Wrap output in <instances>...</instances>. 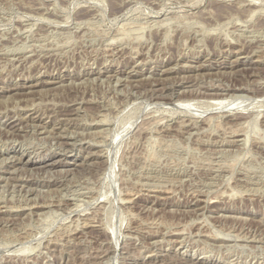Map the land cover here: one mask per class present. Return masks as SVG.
<instances>
[{
    "label": "rangeland",
    "instance_id": "obj_1",
    "mask_svg": "<svg viewBox=\"0 0 264 264\" xmlns=\"http://www.w3.org/2000/svg\"><path fill=\"white\" fill-rule=\"evenodd\" d=\"M0 264H264V0H0Z\"/></svg>",
    "mask_w": 264,
    "mask_h": 264
},
{
    "label": "bare ground",
    "instance_id": "obj_2",
    "mask_svg": "<svg viewBox=\"0 0 264 264\" xmlns=\"http://www.w3.org/2000/svg\"><path fill=\"white\" fill-rule=\"evenodd\" d=\"M252 62V61H251ZM227 63V62H226ZM231 63V62H230ZM217 65V64H216ZM169 70V69H168ZM228 70V69H227ZM64 78V77H63ZM153 78V77H152ZM186 78V77H185ZM156 79H158V78H156ZM127 80V79H126ZM131 80V79H130ZM182 80V79H181ZM75 81V80H74ZM83 81V80H82ZM49 82V81H48ZM57 82V81H56ZM81 82V81H80ZM84 82V81H83ZM42 83V82H41ZM185 83V82H184ZM137 84V83H136ZM157 84V83H156ZM155 84V85H156ZM63 85V84H62ZM162 85V84H161ZM167 85V84H166ZM60 86V85H59ZM153 86V85H152ZM24 87V86H23ZM61 87V86H60ZM219 88V87H218ZM238 88V87H237ZM240 89V88H239ZM33 91V90H32ZM30 92V91H29ZM28 93V92H27ZM61 115H62V113H61ZM35 120V119H34ZM57 121V120H56ZM64 121V120H63ZM53 124V123H52ZM2 125V124H1ZM12 127V126H11ZM36 127H37V125H36ZM53 127V126H52ZM23 130V129H22ZM47 130V129H46ZM55 133V132H54ZM61 139V138H60ZM72 143V142H71ZM60 144H61V142H60ZM64 144V143H63ZM60 148H61V145H60ZM63 151V150H62ZM65 151V150H64ZM68 151H71V150H68ZM59 152V151H58ZM57 153V152H56ZM61 154V153H60ZM63 154V153H62ZM68 154V153H67ZM63 157V156H62ZM6 159H8V158H6ZM20 160V159H19ZM56 161V160H55ZM56 163V162H55ZM52 164V163H51ZM88 164V163H87ZM12 166V165H11ZM16 169V168H15ZM4 170V169H3ZM13 171V170H12ZM16 171V170H15ZM4 172H6V171H4ZM10 173V172H9ZM14 173V172H13ZM53 173V172H52ZM42 205V204H41ZM33 207V206H32ZM35 207V206H34ZM175 231V230H174ZM174 231H173V233H174ZM179 232V231H178ZM172 234V233H171ZM179 234V233H178ZM174 241V240H173ZM177 241V240H176ZM144 261V260H143ZM154 261V260H153Z\"/></svg>",
    "mask_w": 264,
    "mask_h": 264
}]
</instances>
